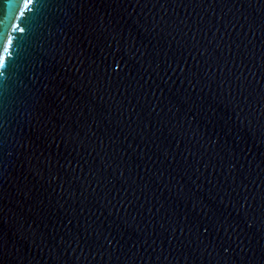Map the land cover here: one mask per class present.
<instances>
[{
	"label": "water",
	"instance_id": "water-1",
	"mask_svg": "<svg viewBox=\"0 0 264 264\" xmlns=\"http://www.w3.org/2000/svg\"><path fill=\"white\" fill-rule=\"evenodd\" d=\"M0 264H264V0H0Z\"/></svg>",
	"mask_w": 264,
	"mask_h": 264
}]
</instances>
